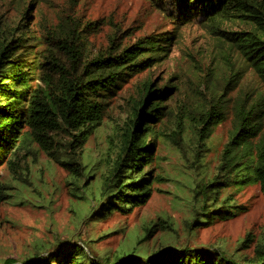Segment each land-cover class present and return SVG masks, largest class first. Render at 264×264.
Returning a JSON list of instances; mask_svg holds the SVG:
<instances>
[{"label": "rangeland", "instance_id": "rangeland-1", "mask_svg": "<svg viewBox=\"0 0 264 264\" xmlns=\"http://www.w3.org/2000/svg\"><path fill=\"white\" fill-rule=\"evenodd\" d=\"M173 13L175 9L162 0H0V45L9 41V49L29 51L34 60L48 50L56 51L55 42L70 35L83 55L92 58L108 47L122 49L151 33H176L164 57L129 79L108 103L102 124L83 146L85 162L97 163L84 186L69 185L70 173L36 144L32 151L20 149L0 167V183L10 195L0 202V264L11 259L18 264L42 244L61 241L89 242L92 251L119 257L153 225L148 239L138 245L139 253L187 246L250 256L264 238V197L257 183L221 191V197L232 199L233 216L188 226L195 214L194 186L216 174L232 134V105L241 93L255 101L264 94V84L252 69L240 67L239 54L204 19L173 25ZM218 27L225 32L250 28L240 18ZM55 55L65 58L62 53ZM237 71L223 96L230 99L227 118L200 146L195 136L199 111L217 100ZM147 79L153 89L174 87L161 101L165 115L150 122L154 133L147 141L153 145L152 162L143 172L151 173L146 180H154L151 193L138 206L86 221L90 203L84 197H96L119 151L118 138L110 146L109 136L123 124L139 84ZM248 234V247H241Z\"/></svg>", "mask_w": 264, "mask_h": 264}, {"label": "trees", "instance_id": "trees-1", "mask_svg": "<svg viewBox=\"0 0 264 264\" xmlns=\"http://www.w3.org/2000/svg\"><path fill=\"white\" fill-rule=\"evenodd\" d=\"M162 1L175 9L173 25L204 19L239 54L240 67L252 69L264 84V0ZM239 18L250 27L248 30L225 32L218 27ZM175 37V32L151 33L122 49L108 47L92 58L83 55L72 35L57 40L56 51L48 50L36 60L29 51L9 49V41L0 45V167L7 159L11 162V156L20 149L32 151L36 144L70 173L69 185L77 189L78 183L84 186L97 163L89 166L85 162L83 146L102 124L108 103L129 79L158 63ZM238 74L237 71L225 83L215 102L200 109L195 128L200 146L227 118L230 99L223 100V96ZM173 89L167 85L153 89L148 79L139 84L127 118L109 136L110 146L113 138L119 141L111 169L96 197H84L90 203L84 220L99 221L115 211H126L144 203L150 195L154 180H146L145 176L151 173L143 172L152 162L153 145L147 141L154 133L150 122L160 121L165 115L161 101ZM232 116L234 128L216 174L194 186L195 214L189 220V228L233 216L229 211L234 208L231 197L220 196L225 188L257 183L264 197V94L249 101L241 93L232 105ZM6 191L0 183V202L10 198ZM162 222L170 229L169 223ZM155 227L145 228L136 245L129 251L122 250L119 257L116 253L94 252L89 242L61 241L50 246L42 244L18 264H264V238L256 242L250 256L228 254L221 248L187 246L139 253L138 245L148 239ZM249 241L250 234L242 240L241 247H248ZM5 264L17 263L11 259Z\"/></svg>", "mask_w": 264, "mask_h": 264}]
</instances>
